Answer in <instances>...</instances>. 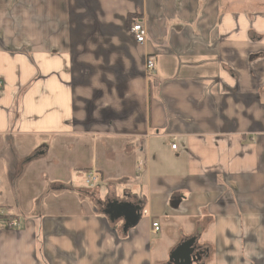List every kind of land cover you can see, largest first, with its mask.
<instances>
[{
	"label": "crops",
	"instance_id": "0c3cea01",
	"mask_svg": "<svg viewBox=\"0 0 264 264\" xmlns=\"http://www.w3.org/2000/svg\"><path fill=\"white\" fill-rule=\"evenodd\" d=\"M222 214L264 216V0H0V264H210Z\"/></svg>",
	"mask_w": 264,
	"mask_h": 264
},
{
	"label": "clouds",
	"instance_id": "9594fccd",
	"mask_svg": "<svg viewBox=\"0 0 264 264\" xmlns=\"http://www.w3.org/2000/svg\"><path fill=\"white\" fill-rule=\"evenodd\" d=\"M264 229V216L256 214L254 221L222 214L217 221L212 222L204 235L211 249L210 264H264V248H261L256 238L257 231ZM182 231L169 237V250L178 242L180 235L190 236ZM249 236L255 240H249Z\"/></svg>",
	"mask_w": 264,
	"mask_h": 264
},
{
	"label": "water",
	"instance_id": "95a60500",
	"mask_svg": "<svg viewBox=\"0 0 264 264\" xmlns=\"http://www.w3.org/2000/svg\"><path fill=\"white\" fill-rule=\"evenodd\" d=\"M119 206L116 209V216H121L128 224L135 223V214L125 206ZM194 242L195 239L191 238L182 242L170 253V261L175 264H193L198 261V254L194 253Z\"/></svg>",
	"mask_w": 264,
	"mask_h": 264
},
{
	"label": "built area",
	"instance_id": "2783aa9c",
	"mask_svg": "<svg viewBox=\"0 0 264 264\" xmlns=\"http://www.w3.org/2000/svg\"><path fill=\"white\" fill-rule=\"evenodd\" d=\"M130 34L134 37L136 43L142 45L146 42L147 32L142 23L139 20L134 21L129 27ZM147 70H151L154 68L153 61L151 59L146 62ZM176 146L172 145L174 149ZM96 176L94 173H89L86 175L85 183L88 187H93L94 182L96 181ZM144 214H146L144 212ZM9 226L14 228L18 226V220L16 218L10 219L8 222ZM152 229L154 232L159 231V226L157 223H152Z\"/></svg>",
	"mask_w": 264,
	"mask_h": 264
},
{
	"label": "trees",
	"instance_id": "16d2710c",
	"mask_svg": "<svg viewBox=\"0 0 264 264\" xmlns=\"http://www.w3.org/2000/svg\"><path fill=\"white\" fill-rule=\"evenodd\" d=\"M136 20H137V18H135V16L129 15L128 19H127L128 26L130 27V25Z\"/></svg>",
	"mask_w": 264,
	"mask_h": 264
}]
</instances>
